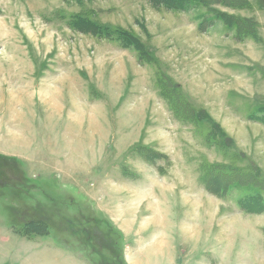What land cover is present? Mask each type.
<instances>
[{
	"label": "rangeland",
	"instance_id": "374dc122",
	"mask_svg": "<svg viewBox=\"0 0 264 264\" xmlns=\"http://www.w3.org/2000/svg\"><path fill=\"white\" fill-rule=\"evenodd\" d=\"M162 2L0 0V264H264V0Z\"/></svg>",
	"mask_w": 264,
	"mask_h": 264
},
{
	"label": "trees",
	"instance_id": "16d2710c",
	"mask_svg": "<svg viewBox=\"0 0 264 264\" xmlns=\"http://www.w3.org/2000/svg\"><path fill=\"white\" fill-rule=\"evenodd\" d=\"M163 4L167 5V6H171V7H176V8H186L189 7L191 5L190 0H163L162 2ZM105 32L108 35H111L112 31H108L107 29L105 30ZM111 37V36H110ZM119 41L121 42H125V38H118Z\"/></svg>",
	"mask_w": 264,
	"mask_h": 264
},
{
	"label": "crops",
	"instance_id": "0c3cea01",
	"mask_svg": "<svg viewBox=\"0 0 264 264\" xmlns=\"http://www.w3.org/2000/svg\"><path fill=\"white\" fill-rule=\"evenodd\" d=\"M37 90H38V89H37ZM36 250H37V252H36V254H35V256H36L35 259H37L38 262H41V259H43V258L41 257L42 254H43V255H46V252H47V251H43V250H42V251H43V252H42V251L39 250V248L36 249ZM40 254H41V255H40ZM23 263H24V262H23ZM33 264H39V263H33Z\"/></svg>",
	"mask_w": 264,
	"mask_h": 264
}]
</instances>
